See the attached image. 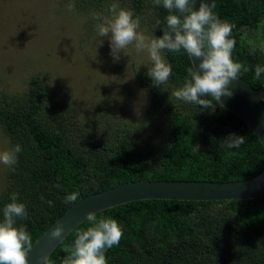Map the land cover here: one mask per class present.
Masks as SVG:
<instances>
[{"label":"trees","instance_id":"obj_1","mask_svg":"<svg viewBox=\"0 0 264 264\" xmlns=\"http://www.w3.org/2000/svg\"><path fill=\"white\" fill-rule=\"evenodd\" d=\"M122 5L153 37L163 35L168 10L162 5L153 0H122ZM213 12L234 24L232 58L250 69L240 75L264 89V74L254 79L255 66H264V48L259 40L245 39L264 24V0H218ZM163 54L172 68L166 84L153 85L147 75L151 66L136 71L150 99L140 119L143 128L158 122L164 126L163 142L146 150L132 142L136 124L125 117L106 118L110 132L102 124L91 129L80 123L69 112L72 107L56 101L57 90L41 84L40 76L25 93L0 91V127L10 137V148L19 144L22 149L0 194V222L11 194L18 193L27 219L17 218L15 226H25L34 244L73 205L64 202L73 191L81 199L130 181H238L264 170V145L233 111L220 105L202 109L172 95L185 83L192 63L183 51ZM108 107L96 108L92 127ZM232 133L245 136L239 148L225 146ZM96 215L115 219L123 229L119 244L105 252L107 264H264V194L245 200H138ZM89 226L85 220L73 230L49 264H61L67 255L63 248L74 243L76 230Z\"/></svg>","mask_w":264,"mask_h":264},{"label":"rangeland","instance_id":"obj_2","mask_svg":"<svg viewBox=\"0 0 264 264\" xmlns=\"http://www.w3.org/2000/svg\"><path fill=\"white\" fill-rule=\"evenodd\" d=\"M69 3H74V9L66 7ZM112 3L125 8L122 0H0V91L25 93L35 83L33 78L40 76L41 84L56 89V101L72 107L69 112L80 117V123L91 129L102 124L110 132L111 122L106 118L111 114L125 117L132 126L136 124L132 142L146 150L164 139L163 123L162 127L160 122L149 123L151 128L145 130V122H140L150 99L136 71L152 62L148 52H138L134 44L128 55L121 52L120 59L114 60L110 39L98 37L93 14L110 17ZM141 27L140 23L138 31L153 37L149 28ZM245 39L249 43L259 40L264 48V24ZM107 104L109 112L102 110V118L92 127V113ZM10 143L0 127V151L10 149ZM10 171L11 167L0 164V194Z\"/></svg>","mask_w":264,"mask_h":264},{"label":"clouds","instance_id":"obj_3","mask_svg":"<svg viewBox=\"0 0 264 264\" xmlns=\"http://www.w3.org/2000/svg\"><path fill=\"white\" fill-rule=\"evenodd\" d=\"M154 5L168 10L166 29L162 36L148 37L138 31L139 17L134 18L131 9L112 3L109 16L94 13L93 19L98 21L96 31L98 37L110 39L111 54L114 60L120 59V53L128 55L130 45L136 50L147 51L152 62L147 75L154 86L161 87L168 82L172 74L171 66L162 56L163 50L174 53L183 51L191 59L192 66L187 70L188 76L182 87L174 90L172 95L177 100L201 106L202 109L214 110L217 105L223 107V96H231L229 85L240 73L248 72L247 65L232 58L235 39L232 38L234 24L220 19L214 14V0H200L198 9L194 8L196 0H153ZM74 9V3L66 6ZM99 43L102 41L99 40ZM199 61L194 66V62ZM264 74V66L256 65L254 79L260 80ZM139 114V109H137ZM245 143V136L235 133L226 137L225 146L229 149L239 148ZM19 144L0 151V164L12 167L17 162V153L21 152ZM59 187V185H57ZM18 193L11 194V202L3 208V221L0 222V264H28L27 253L32 249L31 235L25 226H15L16 219H27L26 206L17 200ZM80 199L78 191L68 193L64 197L66 204H74ZM49 206L52 201L47 202ZM86 221L90 226L77 229L74 243L65 246L67 255L61 264H107L105 252L119 244L123 229L111 218L97 217L95 212H88ZM64 229L55 227L50 236L60 238ZM43 264H49L47 257Z\"/></svg>","mask_w":264,"mask_h":264},{"label":"water","instance_id":"obj_4","mask_svg":"<svg viewBox=\"0 0 264 264\" xmlns=\"http://www.w3.org/2000/svg\"><path fill=\"white\" fill-rule=\"evenodd\" d=\"M218 0H214V4ZM200 0L194 8L198 9ZM199 61L194 62V66ZM232 95L223 96L222 104L233 111L250 127L264 145V89L255 88L242 76L229 85ZM264 194V170L257 176L238 181H180V180H138L89 194L75 202L63 216L50 226L34 242L27 253L28 264H43L60 244L86 220L88 212L100 211L138 200H187L218 201L250 199ZM63 227L60 238H52L51 231Z\"/></svg>","mask_w":264,"mask_h":264}]
</instances>
